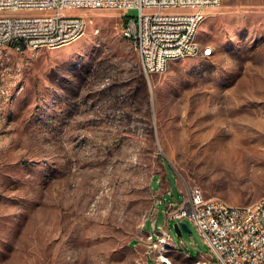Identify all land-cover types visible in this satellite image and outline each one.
<instances>
[{"label":"rangeland","instance_id":"374dc122","mask_svg":"<svg viewBox=\"0 0 264 264\" xmlns=\"http://www.w3.org/2000/svg\"><path fill=\"white\" fill-rule=\"evenodd\" d=\"M84 14L70 44L0 46V264H84L77 248L98 264H219L189 221L164 237L156 202L192 187L230 205L264 195V0L206 9L210 55L148 78L124 17Z\"/></svg>","mask_w":264,"mask_h":264},{"label":"built area","instance_id":"2783aa9c","mask_svg":"<svg viewBox=\"0 0 264 264\" xmlns=\"http://www.w3.org/2000/svg\"><path fill=\"white\" fill-rule=\"evenodd\" d=\"M222 1L0 0V46L34 51V43H45V48L70 44L87 26L85 10H78V3L91 2L97 9L124 17L122 35L133 43L148 78L165 72L166 55L193 53L192 28L199 27L206 9L218 7ZM130 9H137L138 15L127 16ZM165 194L171 196L170 191ZM162 196L157 203L164 206L166 226L171 221L191 222L219 264H264V195L249 205H218L198 187L189 189L179 201Z\"/></svg>","mask_w":264,"mask_h":264},{"label":"bare ground","instance_id":"6f19581e","mask_svg":"<svg viewBox=\"0 0 264 264\" xmlns=\"http://www.w3.org/2000/svg\"><path fill=\"white\" fill-rule=\"evenodd\" d=\"M93 9H97L96 6H94V4H92L91 2H79L78 3V10H85L86 11H89V10H93ZM204 17H200V22H199V26L201 24V22L203 21ZM199 27H193L192 30H191V47H192V52L193 53H175L174 55H166L165 56V61H164V70L167 68V66L169 65V63L171 61H175V60H179V59H182V58H187V57H194V56H197L195 55V53H200L201 52V48H200V45L197 41V30H198ZM133 44V43H132ZM42 47H45V43H34V51L39 49V48H42ZM55 47H59V46H51L50 48H55ZM14 48V47H13ZM205 50V55H210V50L209 49H203ZM214 200L217 201L218 205H226L228 203H226L225 201L221 200V199H218V198H212ZM259 199H263V196L260 197ZM157 204V202H156ZM155 204V206H156ZM156 210V209H155ZM164 237L167 236L169 237L168 235V232L166 229H164V231L161 232ZM151 236V235H150ZM160 242L163 243V239L160 238ZM53 254L55 256V259L54 262H56V260L58 258H61L63 259L64 256L66 255V248H61V247H57L55 250H53ZM71 257V260L72 258L74 259L75 257H81V256H86V260H85V263L84 264H98L97 262V259H96V251L94 250H87V249H84V248H77L75 250H71L69 253H68ZM160 260L164 261V262H167L168 264H195L196 262H192V263H175V262H172L170 260V258L168 257H165V256H160Z\"/></svg>","mask_w":264,"mask_h":264},{"label":"water","instance_id":"95a60500","mask_svg":"<svg viewBox=\"0 0 264 264\" xmlns=\"http://www.w3.org/2000/svg\"><path fill=\"white\" fill-rule=\"evenodd\" d=\"M20 46H21L22 49H24V45L22 43H20ZM173 229H174V231H175V233L177 235H180L182 231H184V232H188L189 231L186 223H184V222L179 223V224L174 223L173 224ZM164 264H168V263L165 262Z\"/></svg>","mask_w":264,"mask_h":264},{"label":"crops","instance_id":"0c3cea01","mask_svg":"<svg viewBox=\"0 0 264 264\" xmlns=\"http://www.w3.org/2000/svg\"><path fill=\"white\" fill-rule=\"evenodd\" d=\"M171 222H173V221H171ZM169 223H170V222H169ZM173 223H174V222H173ZM167 226H168V225H167ZM167 226H166V221H165V225H164V227H167ZM162 231H164V228L162 229ZM162 231H161V232H162ZM149 233H150V232H149Z\"/></svg>","mask_w":264,"mask_h":264}]
</instances>
